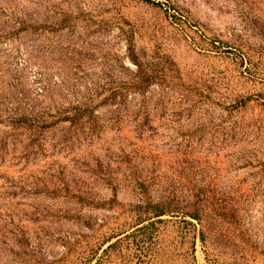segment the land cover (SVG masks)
Returning <instances> with one entry per match:
<instances>
[{
	"label": "rangeland",
	"instance_id": "374dc122",
	"mask_svg": "<svg viewBox=\"0 0 264 264\" xmlns=\"http://www.w3.org/2000/svg\"><path fill=\"white\" fill-rule=\"evenodd\" d=\"M0 264H264V0H0Z\"/></svg>",
	"mask_w": 264,
	"mask_h": 264
},
{
	"label": "trees",
	"instance_id": "16d2710c",
	"mask_svg": "<svg viewBox=\"0 0 264 264\" xmlns=\"http://www.w3.org/2000/svg\"><path fill=\"white\" fill-rule=\"evenodd\" d=\"M131 55H130V59L132 60L133 63H136V59L134 57V54L133 52H129Z\"/></svg>",
	"mask_w": 264,
	"mask_h": 264
}]
</instances>
